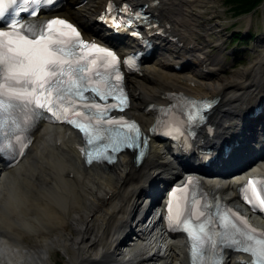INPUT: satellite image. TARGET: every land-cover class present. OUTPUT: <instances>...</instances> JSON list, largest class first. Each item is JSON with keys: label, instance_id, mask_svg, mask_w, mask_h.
<instances>
[{"label": "bare ground", "instance_id": "1", "mask_svg": "<svg viewBox=\"0 0 264 264\" xmlns=\"http://www.w3.org/2000/svg\"><path fill=\"white\" fill-rule=\"evenodd\" d=\"M107 1L78 4L80 0H67L64 10L87 35L102 37L106 31L101 29L98 16ZM190 1L160 0L154 6L165 30L177 34L178 39L158 36L159 51L143 64L141 73L129 77L133 94L129 113L149 126L154 113L147 112L145 105L151 101L167 103L163 94L168 90L220 95L212 113L218 125L216 136L236 135L249 141L253 134L250 142L255 140L257 146L251 156L258 157L239 171L206 177L210 187L237 202L236 186L242 172L264 171L260 148L264 110L255 120L247 117L248 110L264 97V50L241 73L216 80L221 59L218 55L209 57L203 43L197 41L200 26L192 16ZM184 59L187 64L182 63ZM178 63H182L180 68ZM229 126L235 130L223 134ZM82 143L76 131L45 123L18 163L7 168L0 163V264H55L53 249H61L68 264H189L184 236L161 231L154 216L148 226L142 223L152 189H157L152 182L161 184L183 176V163L174 160L167 143L153 139L149 155L140 165L133 160L134 154L123 153L109 166H87L80 152ZM238 164L234 159L230 165ZM68 223L72 233H65ZM24 231L40 242L33 246L22 242ZM237 257L230 254L224 264H237Z\"/></svg>", "mask_w": 264, "mask_h": 264}, {"label": "snow or ice", "instance_id": "2", "mask_svg": "<svg viewBox=\"0 0 264 264\" xmlns=\"http://www.w3.org/2000/svg\"><path fill=\"white\" fill-rule=\"evenodd\" d=\"M52 3L53 0H0V17L5 15L9 6H14L13 16L27 13L29 16L37 17L42 5ZM16 9H19V12ZM107 11L129 13L130 9L124 5L117 10L110 4ZM133 17L142 18L140 13H132L125 20V23H133ZM111 19L116 27H120L119 17H112ZM56 24L71 29L76 38L80 37L77 29L61 18L32 25L26 22H10L8 30L0 31V81H2L0 83V152L12 151L20 154L17 144L26 137L22 138L19 133L31 127L29 120L20 119L21 113H29L31 117H39L41 112L46 109L57 120H60L61 115L54 112L53 108H61L67 102L70 107L63 108V120L79 129L83 134L84 144L88 147L82 148L81 152L86 163L91 164L93 161L112 162L114 157L111 153L120 151L121 145L127 148L138 146L135 141L139 138L140 130L134 123L126 124L125 126L133 133V135L124 137L127 143L112 138L111 143L104 145L103 151L100 150V144L106 139V134L109 131L103 125L120 122L105 119L102 113H100L99 119L92 120L90 114L77 110L74 101H86L88 97L84 95L85 92L95 93L99 99L105 100L111 96L112 90L110 89L104 95L100 94L95 87L85 86L84 73L88 69L86 66L74 67L72 57L78 55L76 49L89 47V45L82 40L75 45H64L63 41L52 39L49 33L52 26ZM133 35H138V33H133ZM90 46L104 53L106 60L110 58L108 64L112 67L122 63L113 51L101 48L94 43ZM128 66L131 68L134 63L130 60ZM95 76L99 77L100 73L96 72ZM115 79L120 80V77L116 76ZM126 103L127 97L121 95L118 105L121 111L123 110L122 106H125ZM175 107H180L185 111L186 123H194L203 119V111L211 107V102L186 100L176 106L170 105L166 110V116L170 115ZM79 108L99 110L101 106L100 104L80 103ZM70 112L73 116L83 117L87 122L83 123L79 119H68ZM13 137L15 143L5 144L6 139L11 141ZM93 146L95 147L93 148ZM24 147H27V144ZM260 183L264 184V181ZM248 184L255 191L256 182L249 180ZM256 196H259L258 192ZM248 202L264 211V198L251 199ZM204 215V212H200L199 216L194 215V219L199 220ZM236 221H239V226ZM173 223H180L179 218L173 219ZM229 225L236 235L227 241L225 247L242 251L250 256L247 261H238L237 264H264V233L258 234L256 229L248 226L247 221L240 217H236L235 220H229L226 217L225 227ZM182 226L195 241L192 247L197 257L203 258L211 250L219 247L214 234L210 230L206 231L205 223L198 225L199 234L191 228L189 221H184ZM213 264H222V261L216 260L213 261Z\"/></svg>", "mask_w": 264, "mask_h": 264}, {"label": "rangeland", "instance_id": "3", "mask_svg": "<svg viewBox=\"0 0 264 264\" xmlns=\"http://www.w3.org/2000/svg\"><path fill=\"white\" fill-rule=\"evenodd\" d=\"M190 9L196 25L200 26L196 32L198 41L203 43L201 46H205L204 50L212 59L215 55L221 59L222 67L217 71L216 80L241 73L264 50V41H261L264 36V5L251 12L238 13L227 0H191ZM243 34L236 40L237 35ZM225 109L228 110L229 105ZM68 232L72 233L69 223L65 230ZM22 242L33 246L40 240L24 231ZM51 254L55 264H68L67 255L61 249H53Z\"/></svg>", "mask_w": 264, "mask_h": 264}, {"label": "trees", "instance_id": "4", "mask_svg": "<svg viewBox=\"0 0 264 264\" xmlns=\"http://www.w3.org/2000/svg\"><path fill=\"white\" fill-rule=\"evenodd\" d=\"M263 0H227L238 13L249 12L259 5ZM242 38V35H237L236 40Z\"/></svg>", "mask_w": 264, "mask_h": 264}]
</instances>
